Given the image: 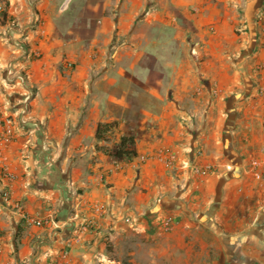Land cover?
Here are the masks:
<instances>
[{"label": "crops", "instance_id": "crops-1", "mask_svg": "<svg viewBox=\"0 0 264 264\" xmlns=\"http://www.w3.org/2000/svg\"><path fill=\"white\" fill-rule=\"evenodd\" d=\"M136 1L0 0V264H264V0Z\"/></svg>", "mask_w": 264, "mask_h": 264}, {"label": "built area", "instance_id": "built-area-1", "mask_svg": "<svg viewBox=\"0 0 264 264\" xmlns=\"http://www.w3.org/2000/svg\"><path fill=\"white\" fill-rule=\"evenodd\" d=\"M4 12H5V5L2 2H0V15L3 14ZM15 44L17 47L25 51L24 45L21 42L15 41ZM9 73L14 74L12 68L9 70ZM18 78L20 79V81L22 82L25 88V93L21 99V105L19 109L20 119L23 123H25L27 122V115L30 110L32 99L35 95V89L30 86L27 76L23 74H19ZM261 93L264 94L263 89L261 90ZM15 125H16L15 119L13 117L0 115V179L6 180L8 182H12L18 178V175L13 171L10 163L8 162V159L5 157L3 153V147L9 145L14 139ZM147 158H148L147 156H141L142 161H146ZM175 162L176 159L174 156H168L167 159H165L166 166L170 168H173L175 166ZM252 164L253 166H255L256 169H258L261 165V163L257 160H254ZM194 170L199 174H202L206 171L201 167H195ZM256 176L261 179L262 178L261 172L256 171ZM2 200L5 202L10 201L9 191L3 192ZM0 204H1V199H0ZM15 205L17 208L21 207V204L18 202H16ZM103 210L104 209L102 207H98L97 213L103 215ZM26 219L31 224H34L39 227L43 226L45 222L44 219L34 218L30 216H26ZM127 221L130 222L131 219H127ZM164 223L166 227H170L172 223V218H165ZM97 226H98V222L96 221L95 218H93L87 220L84 226H82L79 230H77V232H79L78 234H84L89 230L96 228ZM70 252H71L70 249L65 251L63 253L61 260L57 264H71V262L69 261V255L71 254ZM1 255H2V248L0 247V256Z\"/></svg>", "mask_w": 264, "mask_h": 264}, {"label": "trees", "instance_id": "trees-1", "mask_svg": "<svg viewBox=\"0 0 264 264\" xmlns=\"http://www.w3.org/2000/svg\"><path fill=\"white\" fill-rule=\"evenodd\" d=\"M113 124L100 125L99 138L103 137L106 131H110L113 128ZM135 151V139L134 137H125L116 146L113 155L118 158L130 157L136 155Z\"/></svg>", "mask_w": 264, "mask_h": 264}, {"label": "rangeland", "instance_id": "rangeland-1", "mask_svg": "<svg viewBox=\"0 0 264 264\" xmlns=\"http://www.w3.org/2000/svg\"><path fill=\"white\" fill-rule=\"evenodd\" d=\"M145 1V0H144ZM89 2V0H70V2L68 3V7H67V14H74V13H78L82 8H84L86 6V3ZM139 1L137 0L136 3H132L129 4L128 8H127V12H132L136 15V17H140L141 16V10L139 8ZM117 13H121L123 11V5L122 4H117ZM112 125V124H109ZM108 134V131L105 132L104 137H106Z\"/></svg>", "mask_w": 264, "mask_h": 264}]
</instances>
